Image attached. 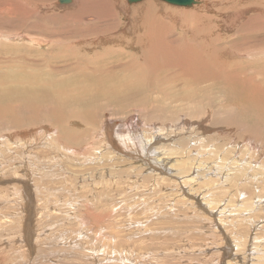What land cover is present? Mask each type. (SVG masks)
<instances>
[{
    "label": "bare ground",
    "instance_id": "1",
    "mask_svg": "<svg viewBox=\"0 0 264 264\" xmlns=\"http://www.w3.org/2000/svg\"><path fill=\"white\" fill-rule=\"evenodd\" d=\"M27 1L28 0L0 1V17L5 18L4 20L5 22H7V19H9L10 21H13L14 24L17 23L18 18H16V16L17 17L21 16V18H23L22 20L28 21V19L31 18L30 17L31 13L29 11H26L24 7V4L25 5L28 4ZM118 1L119 0H76L72 4L69 13L61 14V16L63 17L68 15L67 18L71 19L74 23L83 24L80 26V27L83 26L82 28V31H84V34L82 33L83 36L79 34L81 37L76 38L75 35H73L75 37L74 41L79 44H84L85 45L84 48L88 49L89 50L88 52L89 53L91 52L92 56L87 58L86 55L82 59L78 60L77 59L78 57L73 55L72 52L70 58H68L67 55L68 59L63 61L64 64L60 63V67L64 66L62 67V70L56 69L58 68L57 65L58 62L55 63V67H53L49 62L44 61L45 63H47V67L51 66L50 69H52V72L50 71L51 72L50 74L45 73V76L46 74H48L50 78L49 77L42 78L43 79L42 80L41 76L44 74L40 76L37 75V74H41L38 72L39 70L38 67L41 64L34 63L35 61L37 62L38 59L37 60L32 59V57L28 53V50H27L28 55L19 54L20 49L15 50V48L14 50H7V51L5 50L4 52L7 53L4 52L0 53V66L6 63L9 64V69L7 72L0 71V124H2L3 126L4 125L3 123H5L7 125L4 126H6L7 128L11 127V129L13 128L15 130H18V129H22L24 126L35 127L36 120L39 119L42 122L50 123L51 125L58 127L59 140L68 142V144H72L74 148L78 149L79 147L80 148L83 147L82 146L83 137L88 138L89 135L88 131L89 130L91 131L90 126L92 125L95 126L97 122V118L99 114L97 111L98 109L95 110V108L90 105L91 102L93 103L99 100H105L106 98L111 99V97L113 98L114 95L115 96L118 95V97L120 98L119 108H123L126 106L132 107L129 104L131 101H136V100L140 101L143 100L145 96L151 97V95H155V94L158 96L159 95L162 96L163 93L166 92L165 89H167L166 88L167 86L168 89H172V91L174 92V95L172 97L167 95V99L180 103L185 102V106L187 107L186 109L187 112L184 113L185 116H183V118H179L178 122L180 123L184 120L186 121L190 120L193 126L191 127L189 124L190 126V127L188 126L189 128L182 126L181 128L176 127V129L170 130L171 127L170 123H172V121L169 124L164 122L158 123L153 121L151 118V119H147L149 120L148 122H145V124L146 123L149 124V122L153 121L152 125L156 124L152 132H149L148 134L143 133V136H145L144 138V141L146 142L145 144L146 145L148 144L147 149L152 148L153 144L158 145L153 147V149L158 150L156 152H160V155L163 156V159H167L170 153L169 154L167 153V149H166L167 147L165 145L166 143H159L160 137L161 139L167 141L169 138H171L172 135L178 134L180 132L186 135V136L183 135L184 138L183 137L179 138L177 140V144L178 143L182 144V142H184L188 147L187 149L188 152L187 151L185 152L186 156L184 158H181L179 159L180 161L174 163V165L177 164V166H175L176 168H174L175 174H172L170 177L174 179H179V181L160 179L161 182L159 183L161 184L168 183L169 185L174 184L175 186L180 185L183 188L187 187L188 196H190L189 194L191 193L193 195L200 197V199L202 198L203 202L208 199V201H206L208 206L200 202L198 203L196 201L195 202L188 201L189 203H186L187 201L185 202L182 201L181 203H184L186 205L188 204V206L189 204L192 206L195 205L199 211H202L204 213H209V215L211 214L217 215L216 213L220 214L219 219L224 220L223 223L220 222L221 223L220 227L225 226V221L227 219H229L232 224L236 220V217H238V215L241 214L243 216V212L249 214L254 212L256 209H259L261 205L264 204V158H263L264 141H261V138L264 135V11L261 10V8L260 9L254 8L255 0H251L246 5L241 6L244 7L243 9L241 7L239 8L240 1H238V5L236 4L229 5L228 3H226L228 5L226 10L228 11H225L227 13L222 16H220V14H217L219 11L212 14V10L210 8L212 2L208 3L204 0L203 2L199 3L198 6H195L190 10L188 8H186L185 10L176 9V8L174 9L173 7H172L173 9H171L167 7L168 5L165 7L164 5H162V2L156 1L158 2L156 3L154 2V0L153 1L147 0L144 3L142 2L138 6H135L134 4L131 5L132 7L130 6V8H126L125 6H123L122 3L119 4ZM215 3L216 2L214 1V4L212 3L213 4L212 6H215L217 4ZM18 5H22V6L19 7ZM208 6L210 9L208 8ZM249 11L252 12L250 15H248V17H246L245 14L246 13L248 14ZM207 12H211V13H207ZM125 13L127 15L126 17L127 23L125 26H123L125 27V29L122 30L121 27L120 32H117L119 30L117 27L120 26L121 24L118 22L120 21L119 19L118 20L115 19V16L118 14L123 15ZM170 22H172L174 25H170L171 24ZM241 23L242 25L238 27V24L240 25ZM77 28L79 30L78 26ZM176 28L180 29L181 31L180 32L179 30L176 31ZM73 30H77V29L74 28ZM174 31L176 32L174 33ZM73 32L75 33V31ZM73 32L71 33L69 32V33L72 35ZM227 32L228 33L231 32L229 33V35L232 37L228 36ZM9 33L11 34L10 31ZM24 34L26 33L24 32ZM18 35H15L16 39L18 38ZM65 35L66 36L63 37L60 36L61 38L56 36L57 39L51 41L53 45L56 46L59 45L57 46L58 47L57 51L52 50L51 52L53 53L58 52L59 54H54V55H57L58 57L56 58L58 59L61 58L62 60L64 58H62L60 55H62L63 53L71 54V51L65 53L64 51H68V50L63 49L61 45L63 43H66L70 37L71 40L74 38L73 36H69L66 33ZM245 38L247 39V41H243V42L241 41V44H238V39L241 40ZM228 40H231V42L229 45H226L227 42L225 41ZM34 43H36V41ZM38 44H41V42ZM126 49H130L131 52L127 51ZM54 55L48 54V57H53ZM46 57L47 56H45V58ZM71 57L74 58L72 59ZM15 63L21 66L22 69L20 70V67H16ZM103 63L109 67L105 68L103 66ZM6 68H8L7 65ZM27 69H33V70L38 69L37 74L33 73V70H31L32 73H30L27 71ZM113 71H117L119 73L123 72V74L122 73L119 74L121 76H124L126 74L130 80L129 87H126V85L124 87L122 86L121 88H118L117 86L107 87L106 84L108 82L110 83L114 81L115 78L114 75L110 74V72ZM67 73H73V75L74 74L76 75V80L73 83L70 81L69 82L66 81L64 78L57 80L58 78L57 79L54 78L53 75V74H67ZM34 77H37L38 79H34ZM123 79L124 77L119 81V83L122 84ZM83 81H90L96 87L99 86L100 88H92L91 85L82 83ZM180 82H182L184 86H186L185 84L187 83V87L184 88L183 90L181 89L179 90L177 86L179 85ZM4 85L5 88L2 87ZM122 85H124V83ZM155 87L157 88L159 87V89L161 88L160 91L158 92L155 89ZM163 89L164 92L162 93L161 91H163ZM204 93H206V95ZM221 94L223 97L220 96ZM203 96L207 98L203 99ZM214 96L215 97L218 96L219 99L218 101L224 100V104L226 107L229 108L233 107L238 115L237 120L235 117L232 116H229V118L226 121L222 120L223 121L222 124H224L225 127L235 128L236 132L238 133V136L235 140V142L237 143H231V144L225 143L219 145L218 148H216L218 150L217 153L215 152L217 154L216 158L213 157L210 159L211 151L208 153L209 157L204 158L203 156L206 155H201L200 157V153H198L197 151L198 157L196 155L194 156L195 158L194 157L190 158L189 154L190 153L192 154L195 151L194 150L195 148H192L195 147L193 144L202 142L201 140L203 139L204 136L203 134L211 131V127H208L206 123L204 124L205 119L201 120V118L203 116H207L206 112L208 108L203 109L204 105L207 106L208 104H211V102L215 103L214 100L212 101L210 99ZM116 102L117 101H115L114 103ZM123 102L125 105L121 106ZM226 107H224L225 110ZM155 110L156 109L154 108V111ZM244 115L246 116L244 117ZM109 118L112 119V117ZM219 118L220 116L218 117V119ZM117 120L120 121L122 119L120 118ZM127 120L128 119L124 120L123 122ZM196 120L198 121L200 120V121L197 122ZM119 121H115L114 123L112 122V124H110L111 122L108 120V118H105L103 119V121H100V124L98 126L99 129L95 130V134H94L95 135L94 140L96 139L98 140V142L95 143L99 147L97 151L93 149L91 155L88 153H87V157L86 155L85 156L83 155L82 157L83 160L86 158L84 161H91L93 159L94 161H101V162L108 160L110 162L117 161V163L119 164L128 163L121 155L117 154L120 153L121 151L118 152L119 149L115 147L117 143L113 139L112 136L113 132L111 131V129H109L111 125L117 124L120 126L121 129L128 128L127 130H129L130 127L126 126V123H122ZM132 121L134 123L136 122L138 125H143L140 123V120L136 119L135 117H133L130 122ZM162 121L164 120L162 119ZM72 122L75 125L78 123H82L87 129L81 133L75 132L69 128ZM136 123L129 125L135 126ZM157 124L158 125L162 124V126L164 127H162L161 129L157 128L156 127ZM184 124L185 123H183V125ZM92 130H94L93 127ZM41 135L38 134L36 138L44 139V142L46 143L45 144L41 143L42 145H46V144L48 145L49 141L51 142L54 141L53 140L55 136L54 132L52 134L51 131L47 133L45 132L43 133L42 136ZM156 136H159L158 137L159 139L156 138ZM13 137L11 138L13 139ZM115 137H118V135L116 134ZM20 138H22V136ZM104 140L106 141V143H104L105 142ZM20 142H22L21 139ZM151 142L152 145L151 147H149L150 146L149 144H151ZM19 143H17L18 146L16 147L15 154H18L19 152L23 153L24 151L27 152L25 156L27 159L30 158L31 160L30 164H31L32 154H33L32 151L34 150V148L41 145L35 143V141L32 142V140L24 141L23 143L25 144L28 143L26 145L25 144L19 145ZM145 144L144 145L141 144V145L146 146ZM260 148L261 151L259 152L258 150ZM112 149L117 150V152L112 151ZM190 150H192V152ZM7 152L9 151H6L5 153ZM258 155L260 156L261 161H259ZM38 156L39 155H37V158L35 157L36 160H34L33 163H37V161L44 160L43 157L38 158ZM16 157L17 155L15 156L14 160H16ZM188 161L190 162V164H188ZM156 164L157 163H155L153 166H156ZM174 165H170V167L173 168ZM117 167L114 168L116 173L118 171L119 173L125 172V169L116 170ZM135 168L137 169V171L143 170L139 165L135 166ZM158 168L160 169V167ZM40 169L42 168L40 167ZM100 171H102L101 168L98 170V172ZM177 171L180 172V174H178ZM65 172L67 173L69 172V170ZM109 174H111V172H109ZM102 177L106 178L105 176ZM154 177H160V176L154 175ZM11 178H15V177H10V179ZM122 180H124V178ZM169 181L171 183H169ZM74 184H72L71 187H74ZM127 184L129 187L130 184L129 183ZM133 186L135 187L134 184L131 185V187ZM194 187L195 188L198 187V189L195 191V189H193ZM37 188H38V184L37 187L35 185L34 189L35 191H37V193L38 192L40 193L41 190L38 191L39 189ZM207 193L208 195L210 194L211 197L213 198L224 197L227 200L224 203L222 201L220 204L218 203L212 204L210 203V198H206L208 197ZM232 196H235V199L230 201ZM239 196L245 198V202L242 204L243 207H240L241 210L238 209V200H236V198ZM171 197H172L171 195L168 196V194H166V200H172ZM82 198L84 199L82 203L87 204L86 196H82ZM175 203H180V202L176 201ZM259 203L261 204L259 205ZM19 206H23V205H19ZM51 207L53 209V206ZM58 207L59 205L57 206V209ZM12 208L15 209V207ZM46 208H48V206H46ZM96 208L97 207L95 206L94 209ZM11 210L13 211V209ZM49 210L50 209H48L47 212H49ZM84 210H85L84 213L81 211L83 214L80 213L81 215H79L82 224H87L90 220L98 225L99 223L100 224L103 223L102 221L103 219H101L102 215H100L101 213L99 215L97 214V216H94V213L92 214L91 212H87L85 208ZM10 211L8 210V212ZM44 214L45 212L43 213V215ZM193 214H195V212ZM211 216L209 217L211 218ZM12 219L14 218H12L11 216V221L9 222H12L13 221ZM1 220L3 219L0 218V221ZM214 222L217 223L216 220ZM253 223L254 220H252L250 228L254 230H256L255 228H257V226L260 224L262 225L261 228L264 227V219H262V222H258L257 226L256 223H254V225ZM10 224L12 223L6 225L9 226ZM30 225L28 224V226ZM217 225H219V223H217ZM0 227H2V225ZM9 228L11 227L9 226L8 230H10ZM19 230H21V228L16 230L17 233ZM32 230H30V232ZM228 230H230V228H228ZM254 230H252L251 232L252 237H249L250 238L249 240L248 238L246 240L244 239L245 243L242 241V243L238 244V236L235 239H233V241H236L237 248L238 246L240 248L241 245V250L242 248L246 249L247 246L246 244H248L249 242L254 243L253 245H255V247L259 249L257 251H260L259 254L263 257L262 258L261 256L260 257L257 256L256 260L259 261L261 259V264H262V262L264 261V249H263L264 245L261 244L258 245V243H261L260 237H262V235L258 233H262V231H257L255 233L253 232ZM4 231H6V228ZM23 232H26V230H24ZM45 232L46 231H44V233ZM21 235L22 233L20 234V236ZM243 236L245 237L244 234ZM2 237L3 234L2 231H0V242L2 241L1 240ZM27 237L29 238L28 235ZM23 240L24 241L22 245L24 247H27L29 245L27 242L28 240L24 238ZM229 247H231V245ZM108 254H110V252ZM126 255L130 257V255L125 254L124 258L126 257ZM229 257H231V255H229ZM7 258H5L4 255L0 254V264H10V263L13 264L12 261L10 262V260ZM250 260H252V258L249 259V255H248L247 262H249ZM245 262H246V258L244 260V263ZM253 262H255V260L252 261V263ZM130 263H131V259L128 261V264ZM256 263L259 264V262ZM14 264L16 263L14 262Z\"/></svg>",
    "mask_w": 264,
    "mask_h": 264
},
{
    "label": "rangeland",
    "instance_id": "2",
    "mask_svg": "<svg viewBox=\"0 0 264 264\" xmlns=\"http://www.w3.org/2000/svg\"><path fill=\"white\" fill-rule=\"evenodd\" d=\"M75 1L76 0H72V3L69 5L60 6L56 2V0H36V1L28 0L27 1L28 4L27 5L24 4V7L26 11H29L31 13L30 17L32 18V20L31 18H29L28 21L26 20L24 21L22 20L23 18H21V16L18 15L20 17L16 16V18L18 19H17V23L14 24L13 21L7 19V22H5L4 21L5 18L0 17V51H1L0 53L4 52L5 50L6 51L14 50V48L15 50L20 49L19 54L28 55L29 53L32 59L34 60L38 59L37 62L35 61L34 63L41 64L38 67L39 70L37 69L38 72L41 74H37L36 69L35 70L27 69V71L32 73L31 70H33V73L39 76L42 74H44L42 76H45V73L50 74L52 72V69H50L51 66L47 67V63H45L44 61L49 62L53 67H55V63L58 62L57 63L58 68L56 69L62 70V67L64 66L60 67V63L64 64L63 61L70 58L72 52L73 55L78 57L77 58L78 60L82 59L86 55L87 58L91 57L92 53L91 52L89 53L88 52L89 50L84 48L85 47L84 44H79L74 41L75 37L80 38L81 36H83L82 35V33L84 34V31H82L83 26L80 27L83 24L74 23L71 19L67 18L68 15L64 17L61 16V14L63 13L70 12L71 6ZM145 1L147 0H143L142 2L144 3ZM156 1L157 0H154V2ZM204 1L208 3L212 2L213 4L215 1L217 4H220L217 5L215 3L216 5L212 6L213 4L211 3L210 8L212 10V14L219 11L220 13L218 12L217 14H220V16H222L227 13L225 11H228L226 10L228 7L226 3H228L229 5L230 4L238 5V1H240L239 4V8H240L241 6L246 5L251 0H219V1L204 0ZM118 2L119 4L122 3L123 6H125L126 8H130L131 6L126 3V0H119ZM142 2H140L139 4L138 3L135 4V6L140 5ZM201 2H203V0H200V2L198 1L197 4L193 5L191 8L188 9L190 10L195 6H198L199 3ZM162 5L166 7L168 4L162 2ZM18 6L20 7L22 5H18ZM170 6L171 5H168L167 7L171 9L173 8L183 9V10L186 9L183 7H175V6L170 7ZM241 8L243 9L244 7ZM254 8H259V9L261 8V10L264 11V0H255ZM251 12L252 11H249V13L248 14L246 13L245 16L248 17V15H250ZM207 13H211V12H207ZM126 17H127L126 13L123 15L118 14L115 16V19L116 20L119 19L120 21L118 22L121 24L120 26L117 27L119 29L117 32H120L121 29L122 30L125 29V27L123 26H125L127 23ZM170 23H171L170 25H174L172 22ZM241 25L242 23L240 25L238 24V27H240ZM77 26L79 27L80 31L78 30ZM74 28H76L77 30H73ZM71 29L75 31V33ZM177 30H179V32L181 31L180 29L176 28V31ZM9 31L11 32V34L9 33ZM176 31H174V33ZM24 32L26 34H24ZM69 32L70 33L73 32L72 35ZM65 33L67 35L70 34L69 36L75 35V37L73 36L74 38L72 37L73 38L72 40L70 39L71 38L70 37L66 43H63L61 45L63 49L68 50V51H64L65 53L71 51V54L63 53L60 56L64 59L62 60L60 58L61 59L60 60L56 58L58 57L57 55H54V54H59L58 52H54V53L51 52L52 50L57 51L58 50L57 46L59 45L57 46L53 45L51 41L56 40L57 37L61 38L63 36H66ZM229 33L228 36H230ZM79 34H81V36ZM15 35H18L19 39L18 38L16 39ZM35 41L36 43H34ZM39 41L41 42V44H38L40 43ZM228 41H225L227 42L226 45H229L231 42V40ZM241 41L242 42L247 41V39L246 38L241 40L238 39V44H241ZM126 50L131 52L130 49H126ZM48 54H53L54 56L48 57ZM45 56H47L48 59L47 57L45 58ZM74 57L71 58L73 59ZM6 65L8 66V68H6ZM15 66L20 67V70L22 69V67L19 66L17 63H15ZM103 66L105 68L109 67L106 66L104 63ZM8 69H9L8 63L2 64L0 66L1 72H7ZM121 73L123 74V72ZM121 73L117 71L110 72V74L114 75L115 78L113 82L110 83L108 82L106 86L107 87L117 86L118 88H121L122 86L124 87L126 85V87H129L130 80L128 76L126 74L124 76L119 75ZM48 74H46L45 77L41 76V79L47 77L50 78ZM53 75L54 78L56 79L58 78L57 80L64 78L66 81L68 82L70 81L72 83L76 80V75L75 74L73 75V73L53 74ZM123 77L124 79L122 84L124 83V85L119 83V81ZM34 79H38V78L34 77ZM82 83L89 84L92 86V88H100L99 86L96 87L90 81H83ZM185 85L186 86H184L183 83L180 82L177 88L179 90L180 89L183 90L184 88L187 87V83ZM2 87L5 88V85ZM166 88H167L165 89L166 92H164V89L163 91H161L162 93L163 92L165 93V94L163 93L162 96L160 95L158 96L155 94V95H151V97L145 96V98H143V100L140 101L138 100L131 101L129 104L132 107L126 106L123 108H119L120 98L118 97V95L117 96L114 95L113 97L114 99L111 97V99L106 98L105 100H99L93 103L91 102V104L89 103L91 106L95 108V110L98 109L97 111L99 114L96 125L90 126L91 131L90 130L88 131L89 132L88 138L83 137L82 139L83 141L82 146L84 148L86 147L85 149L83 147L81 148L79 147L78 149H76L72 144H68V142L59 140L58 127L51 125L50 123L42 122L39 119L36 120L35 127L24 126L22 129H18V130H15L13 128L11 129V127H8L9 128L8 129L6 126H4L7 125L5 123H3L4 124L3 126L2 124H0V150H2L0 151V212H1L0 218L3 219L0 221V226L2 225V227H0V231H2L3 234V237L1 239L2 241L0 242V254L4 255L5 258L8 257L7 259H9L10 262L12 261L13 264L14 262L16 264H102V263L128 264V261L130 259H131L130 264H163V263L164 264H237V263L258 264L256 262H259V264H261V259L259 261L256 260V257L257 256L260 257L261 255L259 254L260 251H257L259 249L256 248L255 245H253L254 243L249 242L248 244H246L247 250L244 248H242L241 250V245L240 248L239 246L237 248L236 241H233V239H235L238 236V244H239L242 243V241L245 243L244 239L246 240L248 238L249 240L250 239L249 237H252L251 232L252 230H254L250 228L252 220H254L256 226L258 225L257 224L258 222H262V219H264V204L261 205L259 209H256L252 213L248 214L243 212V216L241 214L238 215V217H236V220L232 224L231 221L227 219L225 221V226L220 227L221 226L220 222L222 223L224 222V220L219 219L220 214L214 212L217 215L211 214L212 216H214L212 217L211 215H209V213H204L202 211H199L195 205H193L194 206L193 208V206L190 204L188 206V204L186 205L184 203H181L182 201L184 202L187 201L186 203H189L188 201H194V202L196 201L198 203L200 202L208 206L206 202L208 201V199L203 202L202 198L200 199V197L196 195L190 193L189 194L190 196H188L187 187L183 188L180 185L175 186L174 184L169 185L168 183L165 184L159 183L161 182L160 179L179 181V179H174L170 177L172 174H175L174 168H176L175 166H177V164L174 165V163L180 161L179 159L184 158L186 156L185 152L188 149L187 145L184 142H182V144L181 143L177 144V140L181 137L184 138V136L186 135L180 132L178 134L172 135L171 138H169L167 141L161 139L160 137L159 143H166L165 145L167 147L166 148L167 153L168 154L170 153L167 159H163V156L160 155V152H156L158 150L153 149V147L158 145L153 144L152 148L147 149L148 144L147 145L145 144L146 143L144 141L145 136H143V133L148 134L149 132L153 131V128L156 125V124L152 125L153 121L158 123L164 122L168 124L172 121V123H170L171 124L170 130H174L176 129V127L181 128L182 126L188 127L189 124L191 127L193 126L190 120L188 121L184 120L180 123L178 122L179 118H183V116H185L184 113L187 112L186 110L187 107L185 106V102L180 103V102H175L173 100H168L167 95L172 97L174 95V92L172 91V89H168L167 86ZM155 89L159 92L161 88L159 89V87L158 88L155 87ZM204 94L206 95V93ZM220 96L223 97L222 94ZM214 97L210 99L212 101L214 100L215 103L211 102V104H208L207 106L204 105L203 109L208 108L206 112L207 116H203L201 118V120L205 119L204 124L206 123L208 127H211V131L203 134L205 137L203 136V139L201 140L202 142L193 144L195 147L192 148H195L194 149L195 151L192 154L191 153L189 154L190 158L196 155L198 157L197 151L198 153H200V157L201 155H206L203 156L204 158L209 157L208 153L211 151L210 159L213 157L216 158L217 156L216 153L218 151L216 148H218L219 145L225 143L227 144L237 143L235 142V140L238 136V133L236 132L235 128L234 127L227 128L222 123L223 121H226L229 118V116L235 117L237 120L238 115L233 107L229 108L225 106L224 100L218 101L219 100L218 96H216L215 98ZM206 98L207 97L203 96V99ZM115 101L117 102L114 103ZM123 105H125L124 102L121 104V106ZM224 107H226V110ZM154 108L157 111L156 110L154 111ZM158 108H160L161 110ZM103 116L105 118H108V120L111 122L110 124H112V122L114 123L115 121H119L117 119L121 118L122 120H120L119 122L126 123V126L130 127L129 130H127L128 128L121 129L120 126L116 124V125H111L109 128L113 132L112 133L113 139L117 143L115 147L119 149L118 152L121 151L120 153L117 154L121 155L128 163L119 164L117 163V161L110 162L108 160L101 162V161H94L93 159L91 161H84L86 158L83 160L82 158L83 155L84 156L86 155L87 157V153L91 155L93 149L97 151L99 147L95 143L98 142V140L97 139L94 140L95 139L94 134H95V130L99 129L98 126L100 124V121H103V119H105ZM219 116L220 118L218 119ZM245 116L246 115H244V117ZM109 117H112V119ZM133 117L140 120V123L143 125H138L136 122L135 123L137 126L129 125V124H135L133 121L130 122ZM151 118L153 121L149 122V124L148 123L145 124V122L149 121L147 119H151ZM171 118H174L175 120ZM126 119L128 120L123 122ZM162 119L164 121H162ZM196 121L199 122L200 120L199 121L196 120ZM183 123L185 124L183 125ZM92 127L94 128V130H92ZM156 127L161 129L164 126H162V124L160 125L157 124ZM69 128L78 133H81L87 129L85 128L84 124L78 123L75 125L73 124V122L71 123ZM213 130L219 132L216 131L214 132ZM50 131L51 134L53 132L55 134L53 138L54 141L53 142L49 141L48 145L47 144L42 145L41 143L45 144L46 142H44V139L36 138V136L38 134L43 135V133L45 132L47 133ZM116 134L118 135V137H115ZM21 136L22 138H20ZM11 137H13V139ZM32 137L35 138L33 139ZM158 137L159 136H156V138ZM20 139L22 142H20ZM28 140H32V142L35 141V143L41 145L34 148L33 150L34 152L32 151L33 154H32L31 164H30L31 161L30 158L27 159L25 156L27 152L24 151L23 153L19 152L18 154H15L16 147L18 146L17 143L20 142L19 145L25 144L23 142ZM261 141H264V135L261 138ZM104 143H106V141ZM141 144L143 145L145 144L146 146H143ZM149 145H150L149 147H151L152 142ZM87 148L90 149L91 151L88 150ZM6 151L9 152L5 153ZM112 151L117 152V150H113V149ZM190 151L192 152V150ZM258 151L260 152L261 148ZM2 152L5 154H3ZM16 155H17L16 160H14ZM37 155H39L38 158L43 157L44 160L37 161V163H33L34 160H36ZM258 159L259 161H261L259 155H258ZM155 163H157L156 166H153ZM188 164H190L189 161ZM137 165H139L143 170L137 171V169L135 168V166ZM170 165H174L173 168L170 167ZM43 166L46 169H44ZM40 167L42 169H40ZM116 167H117L116 170L125 169L126 173L125 172L119 173V171L116 173L114 169ZM158 167H160V169ZM100 168L102 169V171L98 172ZM68 170L69 172L66 173L65 171ZM108 171L111 172V174H109ZM178 174H180V172H178ZM154 175L160 177H154ZM102 176H105L106 178ZM10 177H15V178L10 179ZM108 177H110L111 179ZM122 177L126 181L122 180L123 179ZM130 182L134 184L135 187L134 186L131 187L132 184ZM127 183L130 184L129 187ZM169 183L171 182L169 181ZM37 184H38L37 189H39L38 191L41 190L40 193L39 192L37 193V191H35L34 189L35 185L37 187ZM72 184H74V187H71ZM193 189H195L196 191L198 187L197 188L194 187ZM166 194H168V196L171 195L172 200H166ZM82 196H86L87 204L82 203L84 201ZM206 198H210V203L212 204H216V203L220 204L222 201L224 203L227 200L224 197L213 198L211 197L210 194ZM234 199L235 196H232L230 201ZM236 200H238V209L241 210L240 207H243L242 204L245 202V198L239 196L236 198ZM176 201H179L180 203H175ZM260 204L261 203H259V205ZM19 205H23V206H19ZM42 205L45 207H43ZM56 205L57 206L59 205L58 209ZM46 206H48V208H46ZM51 206H53V209L54 208L55 209L53 210ZM95 206L97 207L96 209H94ZM12 207H15V209ZM25 207L27 210L25 209ZM84 208L87 210V212H91L92 214L94 213V216H97V214L99 215L101 213L100 215H102L101 219H103L102 220L103 223L102 224L99 223L98 225L90 220L87 224H82L79 215H81L80 213L82 212L84 213L85 211ZM11 209H13V211ZM48 209H50L51 211L49 210V212H47ZM8 210L11 211L8 212ZM43 211L45 212L44 215H43L44 213ZM194 212L195 214H193ZM21 214L24 215L22 216ZM11 216L14 219H12L13 220L12 222H9L11 221ZM209 216H211V218ZM215 220L217 223H219V225H217V223L214 222ZM9 223L12 224L16 223L17 225L10 224L9 226L11 228H9L10 230H8L9 226L7 225ZM28 224L31 225L28 226ZM261 226H262L261 224L258 225L257 228H255L256 230L253 231L255 233L257 231H262V233H258L262 235V237H260L261 243H258V245L260 244L264 245V227L261 228ZM5 228L6 231H4ZM20 228L21 230H19L17 233L16 230ZM228 228H230V230H228ZM23 229L26 230L28 234L26 232H23L24 231ZM30 230L32 231L30 232ZM44 231L46 232L44 233ZM21 233L22 235L20 236ZM243 234L245 235V237L243 236ZM27 235L29 236V238L27 237ZM23 238L28 240L27 242L29 245L27 247H24L22 245L24 241ZM230 245L231 247H229ZM109 252L110 254H108ZM125 254L130 255V257L126 255V257L124 258ZM229 255H231V257H229ZM248 255H249V259L252 258V260H250L249 262H247ZM245 258H246V262L244 263ZM254 260L255 262L252 263V261ZM262 264H264V261L262 262Z\"/></svg>",
    "mask_w": 264,
    "mask_h": 264
},
{
    "label": "water",
    "instance_id": "3",
    "mask_svg": "<svg viewBox=\"0 0 264 264\" xmlns=\"http://www.w3.org/2000/svg\"><path fill=\"white\" fill-rule=\"evenodd\" d=\"M60 6H66L72 3V0H56ZM143 0H126L128 5L137 4ZM175 7L190 8L197 4L199 0H157Z\"/></svg>",
    "mask_w": 264,
    "mask_h": 264
}]
</instances>
